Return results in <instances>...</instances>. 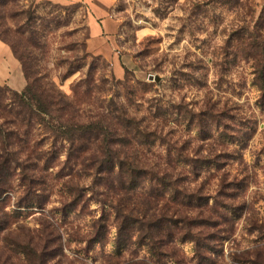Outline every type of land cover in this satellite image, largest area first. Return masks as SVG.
Masks as SVG:
<instances>
[{"label":"rangeland","instance_id":"374dc122","mask_svg":"<svg viewBox=\"0 0 264 264\" xmlns=\"http://www.w3.org/2000/svg\"><path fill=\"white\" fill-rule=\"evenodd\" d=\"M241 2L243 7L236 6V0H121L118 18L123 38L119 46L125 57L121 60L125 75L117 78L112 62L89 50L87 12L82 6L0 0V40L11 47L18 60L23 59L31 74L45 78L44 83L50 81L70 98L83 99L81 117L86 122L96 120L114 103L128 116L149 125L152 131L156 129L162 140L140 150L149 167L180 174L184 185L191 190L200 189L202 195L212 197L211 203L219 194L220 182L241 181V188L235 189L239 199L231 204L242 207L241 218L229 224L230 230L213 242L214 251L221 250V256H215L214 251L206 253L215 260L214 264H249L243 263L247 259L243 254L262 244L257 226L264 223V112L258 105L260 93L253 85L252 63L242 59L237 41L240 27L252 30L264 0ZM4 88L0 84L1 98L8 94ZM86 91H91V98ZM180 105L196 114L187 115L186 122L176 120V107ZM160 106L169 111V122L153 118L152 111ZM207 107L224 123L226 120L220 115L226 110L233 126L252 128V138L244 150L241 138L232 146L217 141L219 132H215V127L208 131L207 122L200 135L197 121L191 119L195 115L196 120L205 121L206 111H199ZM230 119L227 123H231ZM219 128L224 132L222 126ZM42 133L36 131V137H43ZM207 135L209 141L200 140ZM61 150L62 157L50 171L55 187L40 200L42 208L36 204L20 209L22 215L12 230L21 235L36 234L46 222L41 215L45 212L55 221L51 230L61 238L64 253L60 251L56 257L59 264H128L144 259L153 264L144 248L132 247L116 256L113 219L105 242H90L92 223L102 215L105 200V190L94 177L78 181L75 177L78 185L86 188L83 189L88 209L64 217L61 210L71 199L64 183L76 168L65 164L66 151ZM178 153L206 160L192 170L177 162ZM216 154L220 157L216 158ZM61 171L64 176L69 175L61 178ZM24 184L20 176L14 177L11 199L0 207L9 203L6 211L12 212ZM19 226L24 227L18 230ZM3 244L0 243V250ZM167 252L169 258L164 264L211 263L198 257L195 244L190 241L178 240ZM11 264L27 263L16 259Z\"/></svg>","mask_w":264,"mask_h":264},{"label":"trees","instance_id":"16d2710c","mask_svg":"<svg viewBox=\"0 0 264 264\" xmlns=\"http://www.w3.org/2000/svg\"><path fill=\"white\" fill-rule=\"evenodd\" d=\"M240 2L236 0V6L243 7ZM248 28L240 27L237 48L242 59L252 63L253 85L260 93L258 105L264 112V6L252 30ZM19 61L23 64V59ZM23 71L26 89L17 93L5 86L8 94L0 97V205L11 197L14 177L20 176L25 182L15 209L7 212L9 203L0 207V243H4L2 249H6L5 252L0 250V264H11L16 259L27 264H59L56 257L63 252L61 238L51 230L56 224L50 214H41L46 222L36 234H16L12 229L22 215L20 209L33 208L36 204L42 208L40 200L47 190L55 187L50 171L62 157L61 149L66 151L65 164L76 168L73 176L72 172L64 176L62 171L59 176L71 178L64 183L71 195L61 210L66 219L88 209L85 187L81 188L75 177L77 181L94 177L105 190L103 213L92 223L91 243L105 242L113 219L116 256L138 247L148 250L153 264H164L169 258L168 248L180 240L194 243L198 257L214 264L215 260L206 253L213 252V242L230 230L229 224L241 218L242 207L231 205L239 199L236 194L241 181L220 182L219 194L211 203L212 197L208 199L200 189L191 190L184 185L180 174L149 167L140 150L162 140L156 129L152 131L149 125L146 127L142 120L128 116L114 103L108 106L106 113H99L96 120L86 122L81 117L83 99L70 98L50 81L44 83L45 78L34 76L25 65ZM90 93L86 91L89 98ZM176 110V120L184 119L183 122L187 115L196 114L185 105L177 106ZM203 111H206L205 121L196 120L195 115L191 119L197 121L200 135L205 132L207 122L208 131L215 127V132H219L216 140L220 143L232 146L241 138V150L247 147L252 128L233 126V119L226 110L220 115L225 123L215 116L214 110L207 107L199 112ZM152 114L161 122L170 120L169 111L162 106L156 107ZM229 119L231 123H227ZM220 126L224 132H220ZM36 131H42L43 137H36ZM210 139L207 135L200 140ZM176 160L194 170L206 159L196 160L178 153ZM18 171L20 175H16ZM23 227L19 226L18 230ZM257 228L262 244L245 252L243 257L247 259L243 263L264 264V223ZM214 254L220 257L222 251H214ZM147 261L128 264H148Z\"/></svg>","mask_w":264,"mask_h":264},{"label":"crops","instance_id":"0c3cea01","mask_svg":"<svg viewBox=\"0 0 264 264\" xmlns=\"http://www.w3.org/2000/svg\"><path fill=\"white\" fill-rule=\"evenodd\" d=\"M54 1L66 5L82 6L87 12L89 31L88 47L99 58L112 62L117 78L125 75L124 62L120 48L123 38L122 22L118 18V5L121 0H40ZM122 60V61H121ZM0 84L14 92L22 93L27 80L20 61L11 47L0 40Z\"/></svg>","mask_w":264,"mask_h":264},{"label":"water","instance_id":"95a60500","mask_svg":"<svg viewBox=\"0 0 264 264\" xmlns=\"http://www.w3.org/2000/svg\"><path fill=\"white\" fill-rule=\"evenodd\" d=\"M150 78H154V77H150ZM155 81H156V82H159V78L156 77V78H155Z\"/></svg>","mask_w":264,"mask_h":264}]
</instances>
